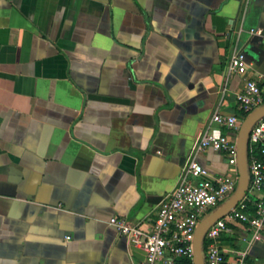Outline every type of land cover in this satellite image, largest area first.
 <instances>
[{
    "label": "crops",
    "instance_id": "0c3cea01",
    "mask_svg": "<svg viewBox=\"0 0 264 264\" xmlns=\"http://www.w3.org/2000/svg\"><path fill=\"white\" fill-rule=\"evenodd\" d=\"M262 78L264 0H0V264H142L108 221L149 230L212 114L243 122L236 95ZM197 161L231 173L223 152ZM219 247L264 264V226Z\"/></svg>",
    "mask_w": 264,
    "mask_h": 264
},
{
    "label": "built area",
    "instance_id": "2783aa9c",
    "mask_svg": "<svg viewBox=\"0 0 264 264\" xmlns=\"http://www.w3.org/2000/svg\"><path fill=\"white\" fill-rule=\"evenodd\" d=\"M249 33L262 35L261 30ZM246 68L242 47L237 44L228 63V74L242 76ZM236 104L246 115L263 105L264 93L259 83L246 80L236 95ZM241 123L233 115L225 116L218 111L212 114L199 143L181 169L177 186L162 200L149 230L123 217L108 221L131 248L143 253L142 264H194L193 237L201 217L232 195L237 186V147L223 130L239 131ZM208 148L226 154L231 173L212 174L197 161V156ZM247 165L249 181L245 195L204 234V264H248L247 250L233 252L227 258L219 247V239L231 233L232 226H247L253 232V239H258L264 226V118L249 131ZM240 240L245 241L243 237Z\"/></svg>",
    "mask_w": 264,
    "mask_h": 264
},
{
    "label": "water",
    "instance_id": "95a60500",
    "mask_svg": "<svg viewBox=\"0 0 264 264\" xmlns=\"http://www.w3.org/2000/svg\"><path fill=\"white\" fill-rule=\"evenodd\" d=\"M264 118V104L254 109L243 120L238 131L237 147V186L227 202L216 209L213 213L201 220L195 229L193 237L194 264H204L202 249L203 237L206 230L217 220L225 216L233 209L245 195L248 188V165H247V138L251 127L260 119Z\"/></svg>",
    "mask_w": 264,
    "mask_h": 264
},
{
    "label": "rangeland",
    "instance_id": "374dc122",
    "mask_svg": "<svg viewBox=\"0 0 264 264\" xmlns=\"http://www.w3.org/2000/svg\"><path fill=\"white\" fill-rule=\"evenodd\" d=\"M232 195H230L225 201H223L222 203H220L217 207L214 208H209V210L206 212V214L204 216L201 217V220H203L204 218H206L208 215H210L211 213H213L216 209H218L220 206H222L225 202H227L229 200V198Z\"/></svg>",
    "mask_w": 264,
    "mask_h": 264
},
{
    "label": "trees",
    "instance_id": "16d2710c",
    "mask_svg": "<svg viewBox=\"0 0 264 264\" xmlns=\"http://www.w3.org/2000/svg\"><path fill=\"white\" fill-rule=\"evenodd\" d=\"M244 117H246V115H244ZM218 205H219V204H218ZM218 205H217V206H218ZM217 206H216V207H217ZM202 249H203V244H202Z\"/></svg>",
    "mask_w": 264,
    "mask_h": 264
}]
</instances>
